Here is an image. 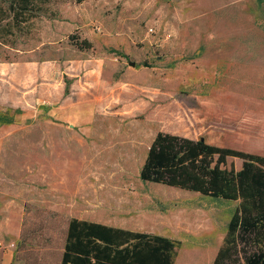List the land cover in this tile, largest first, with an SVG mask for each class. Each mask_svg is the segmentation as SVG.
<instances>
[{
  "label": "rangeland",
  "instance_id": "obj_1",
  "mask_svg": "<svg viewBox=\"0 0 264 264\" xmlns=\"http://www.w3.org/2000/svg\"><path fill=\"white\" fill-rule=\"evenodd\" d=\"M1 6L9 18L0 64L29 54L57 90V59L71 74L81 51L73 42L86 40L88 56L108 60L106 80L134 94L72 137L57 129L51 106L0 107V128H16L0 154V264H60L75 217L170 224L180 232L174 264H213L239 201L144 182L140 171L160 131L264 152V115L255 113L264 100V0H35L16 23L9 0ZM150 101L154 117L177 116L152 121L142 111ZM242 165L229 158L226 168Z\"/></svg>",
  "mask_w": 264,
  "mask_h": 264
},
{
  "label": "trees",
  "instance_id": "obj_2",
  "mask_svg": "<svg viewBox=\"0 0 264 264\" xmlns=\"http://www.w3.org/2000/svg\"><path fill=\"white\" fill-rule=\"evenodd\" d=\"M34 1L9 0L15 23L30 11ZM1 2L7 0L0 1V26L6 28L3 24L9 16ZM73 44L81 51L93 45L78 39ZM157 103L144 111L145 116L152 112V121L171 122L177 116L173 110L154 117ZM261 105L262 110L255 112L260 117L264 115V100ZM7 120L3 125L11 122ZM206 139L160 131L149 148L140 178L215 199L239 201L213 264H264V152L219 146ZM229 158L241 160V170H228ZM175 256L173 240L71 219L60 264H174Z\"/></svg>",
  "mask_w": 264,
  "mask_h": 264
},
{
  "label": "crops",
  "instance_id": "obj_3",
  "mask_svg": "<svg viewBox=\"0 0 264 264\" xmlns=\"http://www.w3.org/2000/svg\"><path fill=\"white\" fill-rule=\"evenodd\" d=\"M57 29L58 41L61 29L60 27ZM79 54L74 58L76 60L72 59L69 63L71 64V74L63 72L59 58L57 59V65L53 66V72L57 71V90L54 89V83L45 81L48 70L41 67V62L32 59L31 55L29 57V54L22 52V56H19L20 59L16 62L0 64V107L8 110L26 105L34 109L37 104H39L38 108L51 106L50 113L57 117V129L61 130L63 134L72 137V133L76 130L82 134H88L91 129L89 126L100 118L99 112L101 110H105L107 107L115 108L119 102H125L126 99L131 98L134 92L124 83H117L113 86L106 80L105 70L108 60L105 56H97V58L88 56L86 51H79ZM60 72L62 76H59ZM65 74L70 77L71 81L68 92H66V86L63 82ZM124 85L125 87H123ZM46 102L49 105H44ZM150 104L151 101L145 104L142 111L147 109ZM32 125L42 127L41 123L34 122ZM14 128L12 126L0 128V154L7 151L5 147L11 145L10 143L14 140L10 137L12 133L10 130ZM72 219L99 223L133 232L154 234L169 240H173V236L180 233L177 228H172L167 223L157 225L154 229L149 230L143 225L138 226L136 224L134 227L132 223L113 225L84 218L75 217ZM222 241L223 239H220L217 246L213 247V256L217 255Z\"/></svg>",
  "mask_w": 264,
  "mask_h": 264
}]
</instances>
